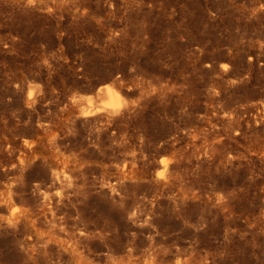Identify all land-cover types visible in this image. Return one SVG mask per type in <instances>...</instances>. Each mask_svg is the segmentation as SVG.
<instances>
[{
  "label": "rangeland",
  "instance_id": "1",
  "mask_svg": "<svg viewBox=\"0 0 264 264\" xmlns=\"http://www.w3.org/2000/svg\"><path fill=\"white\" fill-rule=\"evenodd\" d=\"M25 149L0 216L57 170L97 264H264V0H0V185ZM58 255L0 229V264Z\"/></svg>",
  "mask_w": 264,
  "mask_h": 264
},
{
  "label": "bare ground",
  "instance_id": "2",
  "mask_svg": "<svg viewBox=\"0 0 264 264\" xmlns=\"http://www.w3.org/2000/svg\"><path fill=\"white\" fill-rule=\"evenodd\" d=\"M104 90L106 103L114 110L120 109L125 104V98L115 85H106ZM99 110L101 108H87L82 113L91 114ZM34 153V150L25 149L19 154L17 161H14L8 168L9 178L6 183L0 185V205H4L7 209H12L16 204L17 192H19L18 183L20 186V183L23 182L25 165L34 157ZM44 156L51 167L56 164L53 157ZM16 171L18 173L14 174ZM130 173L132 178L141 179L142 177L135 171H130ZM174 179L171 175L166 176L164 173H160L152 178V181L157 185V189L166 187L168 190H174L176 189ZM50 182L51 184L45 188L43 185H38L37 189L42 194L40 202L27 200L26 206L21 210L11 212L7 216H0V229L3 228L14 233L20 230L24 235L25 243L29 247L31 246V250L39 246L48 253L52 246H56L59 250L58 258H62L63 255L68 256L69 264H97L86 253L90 250L94 231L89 230L88 226L81 221L76 220L71 225L72 214L64 208L67 204L66 200L73 203L75 194L69 192L77 190L76 183L64 178L57 170L52 173ZM52 187H62L65 189V193L62 194L61 191L53 194ZM124 264L142 263L129 259ZM177 264H181V261H178Z\"/></svg>",
  "mask_w": 264,
  "mask_h": 264
}]
</instances>
